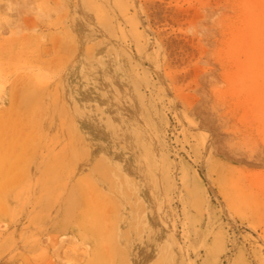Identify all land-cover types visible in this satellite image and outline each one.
Instances as JSON below:
<instances>
[{"label":"rangeland","instance_id":"rangeland-1","mask_svg":"<svg viewBox=\"0 0 264 264\" xmlns=\"http://www.w3.org/2000/svg\"><path fill=\"white\" fill-rule=\"evenodd\" d=\"M263 36L264 0H0V264H264Z\"/></svg>","mask_w":264,"mask_h":264},{"label":"bare ground","instance_id":"bare-ground-1","mask_svg":"<svg viewBox=\"0 0 264 264\" xmlns=\"http://www.w3.org/2000/svg\"><path fill=\"white\" fill-rule=\"evenodd\" d=\"M254 28V27H253ZM251 33V32H250ZM246 34V33H245ZM260 35H262L261 33H259ZM247 35V34H246ZM258 35V34H257ZM242 36H244V34L242 35ZM251 36V35H250ZM249 36V37H250ZM248 37V36H247ZM262 38V37H261ZM263 38H264V36H263ZM262 38V39H263ZM251 39V38H250ZM258 39V38H257ZM252 40V39H251ZM259 40H260V37H259ZM262 42V41H261ZM263 43V42H262ZM249 44H251V43H249ZM248 44V45H249ZM253 45V44H252ZM257 44L255 43V45L254 46H256ZM262 45V44H261ZM253 46V47H254ZM260 48V47H259ZM253 50H255V49H253ZM256 50H257V48H256ZM262 50V49H261ZM261 52V51H260ZM252 53V52H251ZM254 55V54H253ZM253 55H252V58H253ZM258 55V54H257ZM256 55H254V57H255ZM260 56V55H259ZM264 58V57H263ZM257 60H258V58H256ZM254 60V61H257V60ZM263 62H264V60H263ZM251 64H252V61H251ZM256 64V63H255ZM259 65V64H258ZM254 66V65H253ZM256 74V73H255ZM136 95V94H135ZM34 137V136H33ZM155 141H156V144H157V146H158V148H159V150H160V153H161V155L163 156V158H165V156H164V151H163V149L160 147V145L158 144V140L157 139H155ZM155 143V142H154ZM166 153V152H165ZM168 173V172H167ZM165 179H166V177H165ZM167 179H168V177H167ZM172 234V233H171ZM173 237H175V235H173ZM175 240V239H174ZM173 240V241H174ZM177 262V264H181L182 262H181V260H177L176 261Z\"/></svg>","mask_w":264,"mask_h":264}]
</instances>
